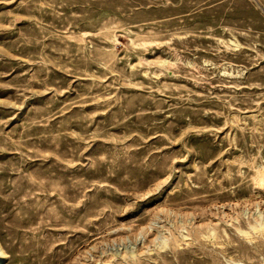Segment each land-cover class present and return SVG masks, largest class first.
I'll list each match as a JSON object with an SVG mask.
<instances>
[{
    "label": "rangeland",
    "instance_id": "obj_1",
    "mask_svg": "<svg viewBox=\"0 0 264 264\" xmlns=\"http://www.w3.org/2000/svg\"><path fill=\"white\" fill-rule=\"evenodd\" d=\"M0 264H264V0H0Z\"/></svg>",
    "mask_w": 264,
    "mask_h": 264
}]
</instances>
